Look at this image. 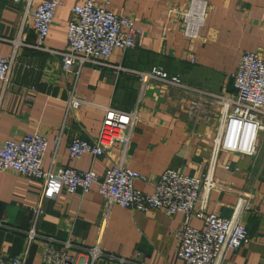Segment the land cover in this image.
Returning a JSON list of instances; mask_svg holds the SVG:
<instances>
[{
	"label": "crops",
	"instance_id": "1",
	"mask_svg": "<svg viewBox=\"0 0 264 264\" xmlns=\"http://www.w3.org/2000/svg\"><path fill=\"white\" fill-rule=\"evenodd\" d=\"M41 1L15 4L0 0V57L13 61L7 81L0 83V143L25 134L41 135L47 142L44 171L91 170L102 178L108 168L122 165L144 177L134 187L145 194L152 193L166 170L192 177L210 171L214 181L228 189L203 195L204 212L226 219L238 212L249 237L238 250L226 252L221 264H264V130L254 156L215 153L220 109L204 96H189L158 84H149L140 92L136 77L110 67L85 65L78 75L64 72L58 56L32 49L36 41L33 12ZM60 1L45 41L55 51L66 48L72 8L85 0ZM92 1L133 19L142 32L133 49L113 51L107 60L111 66L136 71L158 67L201 92L228 95L234 93L230 75L241 57L257 53L264 58V0H203L204 23L194 39L182 32V13L190 0ZM71 96L81 105L68 112ZM139 96L138 120L126 147L115 142L100 157H68L73 139L97 140L104 108L130 112ZM41 191L40 181L0 173V218L13 227L28 226ZM239 196L248 201L247 209L239 208ZM42 211L38 230L43 235L69 239L83 248L98 246L107 254L139 264H182L176 258L181 214L168 216L161 210L139 212L118 206L106 210L96 184L85 195L60 193L43 201ZM192 225L198 228L200 222L192 221ZM24 239L22 233L0 229V253L18 255ZM40 251L41 244H33L27 264H40Z\"/></svg>",
	"mask_w": 264,
	"mask_h": 264
},
{
	"label": "built area",
	"instance_id": "2",
	"mask_svg": "<svg viewBox=\"0 0 264 264\" xmlns=\"http://www.w3.org/2000/svg\"><path fill=\"white\" fill-rule=\"evenodd\" d=\"M10 1L17 4L29 3L30 0ZM61 4L60 0H43L34 9L32 30L36 41L32 49L58 56L62 70L67 73L78 75L85 65L110 67L136 77L140 92L149 84H158L189 96H204L212 106L220 109L213 152L223 150L243 156L256 154L257 139L264 130V58L257 53H246L241 57L237 69L230 75L234 93H204L186 85L180 76L170 75L158 67L136 71L108 65L107 60L114 50L125 53L133 49L142 32L135 27L133 19L119 16L106 5H97L92 0H85L72 8L73 18L66 26V48L62 51L49 50L45 41L54 13ZM205 13V1H189L182 13V32L186 38L194 39L198 36ZM195 22L197 26L193 30L191 23ZM12 64V57H0V83L7 81ZM139 102L140 96L130 112L104 108L105 114L97 140L90 143L73 139L68 147V157L78 159L84 154L100 157L115 142L126 147L138 120ZM80 105L81 102L71 96L67 111L76 110ZM46 148V139L38 134H25L0 143V173L12 172L28 182L42 183L40 201L32 210L27 228L13 227L0 218V229L22 233L25 237L23 250L18 255L0 253V264H27L31 246L37 242L41 244L40 264H97L100 261L139 264L134 260L107 254L98 246L83 248L75 246L69 239L60 240L39 232L43 201L51 200L60 193L80 192L85 195L94 184L106 204V210L118 206L139 212L161 210L168 216L181 214L183 224L176 234V258L182 264H221L226 252L236 251L249 241L238 212L229 219L204 212L201 205L203 195L216 189H228L215 182L210 171L201 177H192L166 170L157 179L152 193L145 194L134 187L135 182L144 181V177L122 165L108 168L102 178L91 170L82 173L69 168L44 171L42 160ZM225 170L229 171L230 168L225 167ZM247 202L246 198L238 197L239 208L247 209ZM192 221L200 222V227H194Z\"/></svg>",
	"mask_w": 264,
	"mask_h": 264
},
{
	"label": "bare ground",
	"instance_id": "3",
	"mask_svg": "<svg viewBox=\"0 0 264 264\" xmlns=\"http://www.w3.org/2000/svg\"><path fill=\"white\" fill-rule=\"evenodd\" d=\"M196 26H197V23H196V22H195V23H191V28H192L193 30L196 29Z\"/></svg>",
	"mask_w": 264,
	"mask_h": 264
},
{
	"label": "trees",
	"instance_id": "4",
	"mask_svg": "<svg viewBox=\"0 0 264 264\" xmlns=\"http://www.w3.org/2000/svg\"><path fill=\"white\" fill-rule=\"evenodd\" d=\"M24 229L27 228V226L23 227Z\"/></svg>",
	"mask_w": 264,
	"mask_h": 264
},
{
	"label": "rangeland",
	"instance_id": "5",
	"mask_svg": "<svg viewBox=\"0 0 264 264\" xmlns=\"http://www.w3.org/2000/svg\"><path fill=\"white\" fill-rule=\"evenodd\" d=\"M187 85V84H186ZM233 85V84H232Z\"/></svg>",
	"mask_w": 264,
	"mask_h": 264
}]
</instances>
